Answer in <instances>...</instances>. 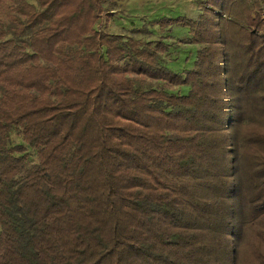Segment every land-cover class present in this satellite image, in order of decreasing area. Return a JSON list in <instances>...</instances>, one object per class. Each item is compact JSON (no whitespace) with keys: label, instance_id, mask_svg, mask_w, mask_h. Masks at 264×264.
Here are the masks:
<instances>
[{"label":"trees","instance_id":"1","mask_svg":"<svg viewBox=\"0 0 264 264\" xmlns=\"http://www.w3.org/2000/svg\"><path fill=\"white\" fill-rule=\"evenodd\" d=\"M33 1L0 0V264H264L258 0L141 21L156 41Z\"/></svg>","mask_w":264,"mask_h":264},{"label":"rangeland","instance_id":"2","mask_svg":"<svg viewBox=\"0 0 264 264\" xmlns=\"http://www.w3.org/2000/svg\"><path fill=\"white\" fill-rule=\"evenodd\" d=\"M27 1L34 3L33 0ZM201 2L203 0H106L103 4L105 14L102 16L101 21L95 25V29L143 41H156L163 39L159 36L160 33L145 34L138 32L142 28L141 21H150L152 18L160 17L161 14H164L167 18L177 16L195 18L194 15L196 14L194 13ZM9 6L7 2L0 5V22L2 23L8 21ZM192 10L195 11L192 12ZM157 14L160 16H154ZM173 46L176 49L181 48L177 43ZM178 57L179 61L176 60V63H181V55ZM19 139L14 132L11 133L12 145H24ZM29 156L32 164L37 162L35 153L31 152Z\"/></svg>","mask_w":264,"mask_h":264},{"label":"crops","instance_id":"3","mask_svg":"<svg viewBox=\"0 0 264 264\" xmlns=\"http://www.w3.org/2000/svg\"><path fill=\"white\" fill-rule=\"evenodd\" d=\"M206 1H207V0H203V2H201V3L198 5V7L196 8V11H195V10H192V12L195 11V13H194V14H196V15H194L195 18H194V17H188V19L196 20V19L198 18V16L200 15L201 10H202V7L205 5ZM258 2L260 3L261 0H258ZM192 14H193V13H192Z\"/></svg>","mask_w":264,"mask_h":264},{"label":"built area","instance_id":"4","mask_svg":"<svg viewBox=\"0 0 264 264\" xmlns=\"http://www.w3.org/2000/svg\"><path fill=\"white\" fill-rule=\"evenodd\" d=\"M190 1H193V0H190ZM260 12H261V16L264 19V0H261L260 2Z\"/></svg>","mask_w":264,"mask_h":264}]
</instances>
